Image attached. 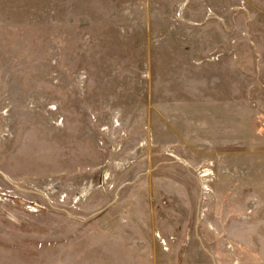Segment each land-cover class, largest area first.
I'll return each mask as SVG.
<instances>
[{"label": "rangeland", "instance_id": "obj_1", "mask_svg": "<svg viewBox=\"0 0 264 264\" xmlns=\"http://www.w3.org/2000/svg\"><path fill=\"white\" fill-rule=\"evenodd\" d=\"M0 264H264V0H0Z\"/></svg>", "mask_w": 264, "mask_h": 264}]
</instances>
